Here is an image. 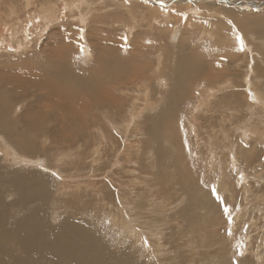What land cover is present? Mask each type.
<instances>
[{
    "label": "rangeland",
    "instance_id": "rangeland-1",
    "mask_svg": "<svg viewBox=\"0 0 264 264\" xmlns=\"http://www.w3.org/2000/svg\"><path fill=\"white\" fill-rule=\"evenodd\" d=\"M13 2L18 13L7 19L9 7L0 0V22L20 31L0 34V98L11 108L10 129L30 147L16 150L12 138L0 134L31 161L4 159L0 140L7 193L49 189L59 198L48 204L51 226L72 218L107 242L122 264H264V0H81L71 12L75 18L67 10L58 25L34 30L26 22L43 14L39 4L53 1L37 0L29 8ZM80 11L89 14L87 22L76 18ZM69 44L76 49L70 63L80 62L81 73L99 67L92 95H77L107 96L93 109L81 99L76 117L56 107L73 102L72 94L46 90L55 77L46 65L60 61L53 53L66 58ZM41 83L43 89L32 88ZM96 115L102 125L92 120ZM41 159L46 169L34 165ZM217 195L228 205L231 223ZM120 200L132 231L112 219ZM13 212L6 228L13 229Z\"/></svg>",
    "mask_w": 264,
    "mask_h": 264
},
{
    "label": "bare ground",
    "instance_id": "bare-ground-1",
    "mask_svg": "<svg viewBox=\"0 0 264 264\" xmlns=\"http://www.w3.org/2000/svg\"><path fill=\"white\" fill-rule=\"evenodd\" d=\"M21 1V6L22 8H24L26 6V8H29L30 6H34L36 7V1L37 0H20ZM45 3L46 2H50L53 1L52 4H50V6L44 5V4H39V8L42 10L41 13H43L41 16H37L33 13V16L36 18L35 21H33V19H30L26 22V23H31L30 25V29L34 30L35 28H39L42 29L44 28L46 25H58L59 22L61 21V19L64 17L65 12H68L67 10H69L70 16L72 18H75L72 16L71 13L75 8L74 6L76 5L77 8L79 9V5L81 4V0H73V3L71 2H67L66 0L64 1V5L62 4V0H59V6L63 7V9H59L57 2L55 0H44ZM55 1V3H54ZM86 1V0H85ZM6 6L5 7H9L8 9V14H7V19L10 18V16L13 14H17L18 13V6H16L17 2H13V0H4ZM7 2V3H6ZM80 3V4H79ZM93 5V2H91ZM3 4V3H2ZM95 4V3H94ZM149 4V3H148ZM82 5V4H81ZM4 6V5H3ZM19 5V7H21ZM166 6V5H165ZM81 7V6H80ZM171 6H167V7H163V9H170ZM6 9V10H7ZM82 9V7H81ZM162 9V10H163ZM186 10L190 11V7H187ZM5 11V10H4ZM23 11V10H22ZM167 11V10H166ZM165 11V12H166ZM78 12V11H77ZM211 12V11H210ZM213 12V11H212ZM82 13V14H81ZM91 13V12H90ZM78 14V13H77ZM205 14V13H204ZM88 13L85 12L83 13V11H80L78 14V20L81 22H87L85 21V19L88 17ZM175 16V15H174ZM92 17V16H91ZM95 17V16H94ZM169 17V16H167ZM2 18V11L0 9V19ZM89 18V17H88ZM90 19V18H89ZM73 20V19H72ZM88 20V19H87ZM4 20H2L0 22V34L2 32H4L6 29H8L6 31V33L3 35H7L9 32L12 31V29L15 28H10L9 25L6 26L5 23L3 22ZM190 21V20H188ZM8 23L10 24V26H16V24L14 23L13 19L8 20ZM85 24V23H84ZM83 24V26H85ZM123 24V23H122ZM51 26V27H52ZM88 27V26H87ZM86 28V27H85ZM89 28V27H88ZM130 29V28H128ZM176 30V29H175ZM179 31V27L177 29V32ZM24 32L26 33V29L24 30ZM20 34V31L15 29V36H18ZM175 34L177 35V33L175 32ZM2 36V37H3ZM93 36V35H92ZM175 36V35H174ZM24 37V35H23ZM1 39V38H0ZM1 42V41H0ZM89 43V42H88ZM112 44V43H111ZM110 44V45H111ZM70 45V44H69ZM113 45V44H112ZM70 48L68 51H66L64 53V55L66 56L63 57L60 54H55L53 53L54 56L57 57H61L60 61H56L54 60V67H50L49 65L47 66V70H52V72L54 73V78L51 80V82L47 85V93L50 94L51 96H58V93L61 92H68L69 94H72L71 97H73V100L75 98V100L72 102V99L70 101H66V102H57L56 103V107L62 111V113L64 112V114H66L67 117H76L77 113H78V109L79 106L77 107L76 104L82 102L81 99H85L83 100L84 103L87 102V107H91L92 109L97 107L99 104H102L101 100H104L107 96L104 95H97L95 97H90L87 100L86 98H82L81 96L77 95L79 92L84 91L85 93H87V91L91 92L92 95V91L93 88H95V86L99 83V78L98 75L96 74L95 71L96 70H92L90 71V73L85 72L84 74L80 72V69L82 66L80 62L75 61L73 64L70 63V61L72 62L74 60V58L76 57V55H74L76 49L74 50L73 48H75L74 45H70ZM113 48V46H112ZM92 50V48H91ZM110 50V49H109ZM108 50V51H109ZM105 51L104 52H108ZM111 51V50H110ZM92 52V51H91ZM103 53V51H102ZM101 53V54H102ZM90 54V53H89ZM112 54V53H111ZM115 54V53H114ZM117 55V54H115ZM93 56V55H92ZM65 58V59H64ZM118 59V58H117ZM188 58H185L184 60H186ZM66 60L68 62H66ZM111 60V59H110ZM101 62V61H100ZM190 62V61H189ZM50 63V62H49ZM183 63V62H182ZM181 63V65H183ZM185 63V61H184ZM201 63V62H200ZM204 62H202L203 64ZM120 64V63H119ZM125 64V63H124ZM197 64V61H196ZM191 65V64H189ZM253 65V64H252ZM121 66V65H120ZM124 66V65H123ZM126 66V65H125ZM184 68L188 66V63L185 65H183ZM192 66V65H191ZM190 66V67H191ZM194 66V65H193ZM192 66V68H193ZM181 67V66H180ZM96 68V67H95ZM201 68V66H200ZM204 68V66L202 67ZM212 68V67H211ZM186 69V68H185ZM188 69V68H187ZM186 69V70H187ZM199 69V67H198ZM180 70H183V68H181ZM192 70H195L192 69ZM204 70V69H203ZM46 71V67L44 68V72ZM81 71H83V69H81ZM201 71V69H200ZM80 72V73H79ZM187 74V72H185ZM184 74V72L182 73V75ZM102 75V74H100ZM142 75V74H141ZM140 75V76H141ZM193 75V74H192ZM139 76V75H138ZM98 79V80H97ZM184 80V79H183ZM188 80V79H187ZM98 81V82H97ZM115 82V81H114ZM248 82V81H247ZM33 83H29V85H31ZM47 83H45L46 85ZM118 85V84H117ZM40 87L41 89H43V83L41 84H36L33 85L32 88H36V87ZM115 87V86H114ZM60 88V90H59ZM196 90H199L198 88ZM206 92H208V90H206ZM65 94V93H64ZM67 94V93H66ZM68 94V97H69ZM96 94V93H95ZM109 94V93H108ZM149 94V93H148ZM207 94V93H206ZM63 95V94H62ZM76 95V96H75ZM82 95V93H81ZM184 95V94H183ZM67 96V95H66ZM75 96V97H74ZM78 96V97H77ZM149 96V95H148ZM147 96V97H148ZM260 96V95H259ZM64 97V96H62ZM67 97V98H68ZM70 97V98H71ZM261 97V96H260ZM64 99V98H62ZM110 99V98H109ZM118 99V98H117ZM61 100V99H60ZM106 100V99H105ZM120 100V99H119ZM122 101V100H120ZM110 102V101H109ZM204 102V101H203ZM93 103V105H92ZM108 103V102H106ZM113 105L115 106L116 104H120L117 100L113 99ZM136 104V103H135ZM205 104V103H204ZM203 104V105H204ZM262 104V103H261ZM92 105V106H91ZM106 106V104H105ZM111 106V105H110ZM120 105H118L119 107ZM149 106V105H147ZM155 106V105H154ZM159 106V105H158ZM108 107V106H107ZM138 108V106H136ZM133 107H131L130 109H132ZM135 110V107L133 108ZM144 109V108H143ZM11 108L9 105V102L6 101V99H1L0 98V130H3L7 133V135L9 136V138H12V142H15L16 145L18 146V148H16V150H21L23 152L27 151V149L30 147V143L25 142L21 136L15 134V131L13 129H10V116H9V112H10ZM57 110V109H56ZM89 110V109H87ZM108 110V109H107ZM139 111V108L137 109ZM148 110V109H147ZM169 110V109H168ZM137 111V112H138ZM144 111V110H142ZM151 111V110H150ZM108 112V111H107ZM169 112V111H168ZM95 113V112H94ZM144 113V112H143ZM81 114V113H80ZM104 114V113H103ZM102 114V115H103ZM106 114V113H105ZM62 115V114H61ZM95 115V114H94ZM140 115V114H139ZM138 115V116H139ZM65 115H63L64 117ZM105 116V115H104ZM103 116V117H104ZM88 117V116H87ZM86 117V118H87ZM90 117V116H89ZM96 117H98L97 115L92 119L94 122L99 121L98 119H96ZM108 117V116H106ZM140 117V116H139ZM165 117V116H164ZM85 118V119H86ZM99 118V117H98ZM66 119V118H65ZM88 119V118H87ZM167 119V118H166ZM165 119V120H166ZM89 120V119H88ZM102 120L103 123V118L100 119ZM39 121V120H38ZM50 121V120H49ZM31 122V121H30ZM45 121H42L41 123H37V126L40 127V125H44ZM48 122V120H47ZM52 122V121H51ZM54 122V121H53ZM56 122V121H55ZM74 122H77L74 121ZM161 122V121H160ZM68 123V122H67ZM81 124H83L82 122H80ZM89 123V122H88ZM98 124L100 123L97 122ZM96 123V124H97ZM102 123H100V125H102ZM97 124V125H98ZM112 124V123H111ZM115 124V123H114ZM96 125V126H97ZM104 125V124H103ZM120 125V124H119ZM93 125H91V123H89L88 127H92ZM105 127V126H104ZM103 127V128H104ZM120 127V126H119ZM102 128V127H101ZM106 128V127H105ZM114 128V126H113ZM116 128V127H115ZM99 129V128H98ZM109 129V128H108ZM119 128H117L118 130ZM121 129V128H120ZM116 130V131H117ZM157 129H152L150 131V138L153 141H156V135H157ZM107 131V130H106ZM245 131V130H244ZM75 134L79 135L80 133H82L83 131H79L77 132V129H75ZM102 132V131H101ZM119 134V133H117ZM127 134V133H126ZM131 134V133H130ZM247 134V131L244 133V135ZM104 135V134H103ZM125 135V134H124ZM0 140L1 142H3L4 145V149L5 150V154L3 153V156L5 155L7 158H9L10 161H13L14 164L17 165H27L29 164V162L31 160L27 159H22L25 157H22L20 155L17 154L16 151L12 150V148L9 147V145H7L3 138L5 140H7L4 135L0 134ZM80 136V135H79ZM83 136V135H82ZM69 137V136H67ZM75 137V136H73ZM81 137V136H80ZM113 137V136H112ZM111 137V138H112ZM63 138V137H62ZM79 139V138H78ZM122 139V138H121ZM65 140V138H64ZM73 140V139H72ZM259 141L261 140L260 138L255 139V141ZM117 142V141H116ZM108 143H111L110 141ZM126 143V142H125ZM124 143V144H125ZM13 144V143H12ZM106 144V142H105ZM134 145V144H133ZM109 146V145H108ZM118 146V143H117ZM126 146V145H125ZM131 146V145H130ZM129 146V147H130ZM254 146H255V142H254ZM253 147V146H252ZM111 148V147H110ZM109 148V149H110ZM1 151V150H0ZM4 152V151H3ZM22 152V153H23ZM97 152V151H96ZM21 153V152H20ZM94 154V153H93ZM102 154V153H101ZM117 154V153H116ZM119 154V153H118ZM4 156V159H6ZM116 158V157H115ZM39 159V157H38ZM94 159V158H92ZM99 159V158H98ZM8 160V159H7ZM35 160V159H34ZM43 159H41V161L39 162H35L34 165L37 167H42L44 169L47 168V166H44L43 164ZM101 160V159H99ZM98 160V161H99ZM58 161V160H57ZM95 161V160H94ZM34 162V161H33ZM96 162V161H95ZM100 162V161H99ZM98 163V162H97ZM108 163V162H107ZM120 163V162H119ZM101 164V163H100ZM99 164V165H100ZM106 164V162H105ZM104 165V164H103ZM113 165V164H112ZM98 168V167H97ZM83 169V168H82ZM109 169V168H108ZM56 171V170H55ZM91 171V170H90ZM41 172V171H40ZM37 172V173H40ZM93 172V171H92ZM55 175H58L60 177V175L58 174V172H53ZM106 173V171H105ZM43 174V173H42ZM41 174V175H42ZM94 174V173H93ZM92 178V177H91ZM0 264L3 263V261L8 258V260L12 261L13 264H49L50 261L54 262V263H58V264H122V260L117 257L114 256L112 250H110L109 248V244L105 241H103L102 239H100L97 235L96 238L94 236V234L87 230V229H79V222H73L72 218L69 217V219H64L62 220L59 225H57L56 227H54L55 225L51 226L50 221H49V202H53L54 201H58V200L54 197V194H52V192L48 189V191L45 190H41L40 192L37 193H26L28 191H18L15 190L14 188H12V190L10 191L11 193H7L8 192V185L9 182H7V179L5 178H0ZM4 181V182H3ZM67 181V180H66ZM81 183V182H80ZM90 183V182H89ZM112 183V182H111ZM121 183V182H120ZM78 184V183H77ZM138 184V183H137ZM141 184V183H140ZM42 186V185H41ZM47 186V185H46ZM92 186V184L90 185ZM109 186V185H108ZM120 186V185H119ZM11 187H12V183H11ZM89 187V186H88ZM105 187V186H104ZM46 188V187H45ZM79 185H76L75 191L77 192L79 189ZM102 188V187H101ZM107 188V187H106ZM88 189V188H87ZM96 189V188H95ZM63 190V188H62ZM69 190V189H68ZM110 190V189H109ZM70 191V190H69ZM105 191V190H104ZM32 192V191H31ZM60 192V191H58ZM64 193V192H63ZM73 195V194H72ZM13 196V198H12ZM82 197V193L78 195V198L81 199ZM151 197V196H150ZM79 199H77L78 201ZM76 201V202H77ZM123 200H120L119 205H117L115 208L118 212H114L112 213V219H114V222H119L121 225H123L124 229L130 230L132 231V221L130 219L129 216H127L126 214V210H125V203L122 202ZM9 202V203H8ZM105 202V201H103ZM67 203V202H66ZM79 203V202H78ZM49 204V205H48ZM63 205V203L61 204ZM67 205V204H66ZM79 204H77L78 206ZM132 205V204H131ZM52 206V205H51ZM71 207V205H69ZM67 206V207H69ZM75 206V205H74ZM64 207V206H63ZM69 207V209H70ZM58 208V207H57ZM57 208L53 209V213H57ZM60 208V207H59ZM58 208V209H59ZM13 209L15 210L13 212ZM68 209V208H67ZM68 209V210H69ZM11 211V213L13 212L14 214L12 215V217L14 218L12 223V227L13 229L10 228H6L5 226V222H7L8 220V212ZM60 214V213H59ZM70 214V213H69ZM55 215V214H54ZM57 215V214H56ZM71 215V214H70ZM140 216V215H139ZM16 217L20 218L17 219ZM58 217V216H57ZM60 218V217H59ZM80 221V220H79ZM8 225V224H7ZM15 225V226H14ZM134 226V225H133ZM137 226V224H136ZM84 227V226H83ZM100 236V235H99ZM13 242V244L11 243ZM17 245V246H16ZM14 246H16L17 248H15ZM16 249H20L21 253L18 254L16 252ZM119 254V253H118ZM117 254V255H118ZM260 257V256H259ZM108 258V259H107ZM40 259L38 262L37 260ZM132 259V258H129ZM50 260V261H48ZM133 260V259H132ZM125 264H132V261L130 260L128 262L127 259H125Z\"/></svg>",
    "mask_w": 264,
    "mask_h": 264
},
{
    "label": "snow or ice",
    "instance_id": "snow-or-ice-1",
    "mask_svg": "<svg viewBox=\"0 0 264 264\" xmlns=\"http://www.w3.org/2000/svg\"><path fill=\"white\" fill-rule=\"evenodd\" d=\"M231 23V22H230ZM237 40L239 41V45H240V50H243L244 47V41L242 39V37H240L239 35H237ZM213 193H216L215 188H213ZM217 199L221 200V202L224 204V214L228 217V222L231 223L233 218L230 215V209L228 207V205L226 203H224V200L222 197H220L219 195H217ZM231 234V233H230Z\"/></svg>",
    "mask_w": 264,
    "mask_h": 264
}]
</instances>
